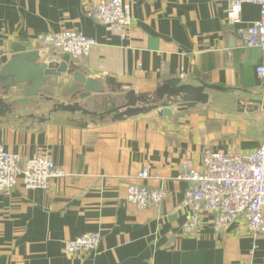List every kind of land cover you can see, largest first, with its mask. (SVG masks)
Returning a JSON list of instances; mask_svg holds the SVG:
<instances>
[{
  "label": "crops",
  "instance_id": "crops-1",
  "mask_svg": "<svg viewBox=\"0 0 264 264\" xmlns=\"http://www.w3.org/2000/svg\"><path fill=\"white\" fill-rule=\"evenodd\" d=\"M96 1L0 0L2 63L10 59L12 45L40 50L44 63L60 61L63 53L50 57L39 35L78 30L96 44L84 59L70 60L88 78L102 81L104 89L74 98L83 84L62 72L36 96L25 97L19 87L0 95L13 107L0 118L5 150L20 161L49 155L64 171L48 190L19 184L0 193V264H264V235L251 239L241 221L217 235L211 214L204 213L196 233L185 234L190 211L179 205L188 183L175 180L185 160L201 169L207 149L252 151L264 135V107H248L232 93L209 90L206 103L187 109L172 104L170 115H159L161 108L120 121L109 115L87 128L75 119L90 116L50 113L53 104L73 100L101 112L109 107L108 96L124 102L123 93L108 90L117 83L127 84L124 92L149 96L170 79L193 86L203 81L263 99L264 82L255 72L264 62L262 51L240 40L218 0H128L132 23L124 38L86 16V6ZM258 16L257 4H242L244 22ZM106 78L113 79L107 86ZM144 166L149 177L139 180L136 174ZM130 183L164 187L169 196L158 207L137 208L125 200ZM90 232L101 237L96 251L64 252L65 241Z\"/></svg>",
  "mask_w": 264,
  "mask_h": 264
},
{
  "label": "built area",
  "instance_id": "built-area-1",
  "mask_svg": "<svg viewBox=\"0 0 264 264\" xmlns=\"http://www.w3.org/2000/svg\"><path fill=\"white\" fill-rule=\"evenodd\" d=\"M167 1V0H160ZM226 5L227 22L236 28L240 40L259 48L264 55V0H218ZM259 7V16L252 23L240 17L243 3ZM85 14L99 24L111 27L121 37L131 27V5L128 0H98L86 6ZM38 40L50 52L69 54L70 59H84L96 44L95 40L74 29L47 32ZM264 82V62L255 68ZM183 77V71H180ZM63 169L46 154H35L24 161L5 150L0 143V193L8 194L19 184L25 189L48 190L52 180L61 179ZM139 180L149 177V167L137 174ZM175 180L185 181L188 188L179 206L189 209L182 226L187 235L196 233L200 218L211 214L215 234L226 232L236 221H241L245 233L253 240L264 235V135L250 152H221L207 149L202 154V168L196 169L191 160H185ZM169 196L164 187L143 183L127 185L125 200L137 208L158 207ZM101 237L96 232L84 233L64 243L67 255L88 254L99 247Z\"/></svg>",
  "mask_w": 264,
  "mask_h": 264
},
{
  "label": "water",
  "instance_id": "water-1",
  "mask_svg": "<svg viewBox=\"0 0 264 264\" xmlns=\"http://www.w3.org/2000/svg\"><path fill=\"white\" fill-rule=\"evenodd\" d=\"M4 53L0 51V56ZM40 50L29 51L25 46L12 45L11 57L6 62L2 63L0 59V95H7L12 87H19L25 97L36 96L39 94V89L51 76H59L62 72H67L72 75L73 79L83 84V90L75 92L72 96L77 95L79 99H85L91 94L103 93L102 81L88 78L86 72L79 69L70 60L69 54L63 53L60 56V61L48 60L43 62V56ZM50 57H56L57 53L49 54ZM113 79L106 78L103 81L104 85L112 83ZM179 79H170L160 83L154 93L149 96L135 95L133 90L123 91V87L127 84L117 83L113 88H108L110 93H123L124 102L115 103V98L108 96L107 103L109 107L104 111L98 112L90 110L87 103L80 104L77 100L68 103L59 102L52 105V112H66L75 114L82 113L85 116H90L89 120H78L75 122L81 128H87L90 123L97 124L98 119L101 120L106 116L111 115L112 121L125 120L129 117L138 114L146 113L158 108L159 115L166 116L171 114L168 108L172 104H176L178 109H187L197 105L198 103H206L208 101V91L217 90L221 92H229L239 98L245 99L253 108L264 107L263 99H255L238 90L224 88L218 85H212L200 81L198 86L189 84H181ZM122 100V98H121ZM156 100L158 102H153ZM241 110H244L243 108ZM13 107L6 103L5 99L0 97V118L7 113H12ZM34 118V115H29ZM40 120H46L45 117H39Z\"/></svg>",
  "mask_w": 264,
  "mask_h": 264
},
{
  "label": "rangeland",
  "instance_id": "rangeland-1",
  "mask_svg": "<svg viewBox=\"0 0 264 264\" xmlns=\"http://www.w3.org/2000/svg\"><path fill=\"white\" fill-rule=\"evenodd\" d=\"M242 102H243V101H242ZM245 104H247V106H248V107H253V106H252V105H250L249 103H245Z\"/></svg>",
  "mask_w": 264,
  "mask_h": 264
},
{
  "label": "bare ground",
  "instance_id": "bare-ground-1",
  "mask_svg": "<svg viewBox=\"0 0 264 264\" xmlns=\"http://www.w3.org/2000/svg\"><path fill=\"white\" fill-rule=\"evenodd\" d=\"M259 95H262V93H260Z\"/></svg>",
  "mask_w": 264,
  "mask_h": 264
}]
</instances>
